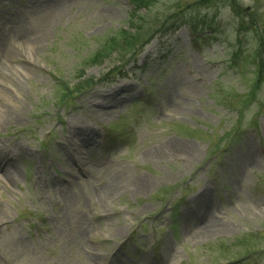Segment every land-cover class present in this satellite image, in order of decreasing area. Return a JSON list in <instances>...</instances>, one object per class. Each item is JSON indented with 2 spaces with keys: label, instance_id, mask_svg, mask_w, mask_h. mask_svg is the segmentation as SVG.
<instances>
[{
  "label": "rangeland",
  "instance_id": "1",
  "mask_svg": "<svg viewBox=\"0 0 264 264\" xmlns=\"http://www.w3.org/2000/svg\"><path fill=\"white\" fill-rule=\"evenodd\" d=\"M180 1L151 14L205 29L91 63L128 0H0V264H264L255 33ZM238 1L262 25L264 0ZM79 75L94 85L57 89Z\"/></svg>",
  "mask_w": 264,
  "mask_h": 264
},
{
  "label": "trees",
  "instance_id": "2",
  "mask_svg": "<svg viewBox=\"0 0 264 264\" xmlns=\"http://www.w3.org/2000/svg\"><path fill=\"white\" fill-rule=\"evenodd\" d=\"M158 0H128L131 5L130 20L127 28H121L116 33L107 37V39L100 45V47L90 56L91 63H101L105 59L110 58L113 54L117 56L119 63H122V58H135L137 54L149 44L157 35H168L176 32L182 25L188 23L193 34L196 27L205 23H197L194 20H186L190 17L184 15L180 7L169 11L161 18H156L151 14L153 6ZM181 2L180 0H178ZM217 0H198L193 3H215ZM227 3L229 8L238 18L237 35H242V32L253 29L255 33L256 46L253 51L254 55V78L258 84L264 78V22L262 25L257 23L258 14L255 11H249L248 8L241 6L238 0H220ZM187 3V2H186ZM189 6V5H188ZM210 28V25H208ZM197 34V33H196ZM121 73V69L118 70ZM80 76V75H79ZM81 75L77 78L76 83L72 87L61 84L57 87L58 90L66 94H73L81 92L85 89L91 88L94 85L93 78H83ZM61 82V81H60ZM58 85V82L57 84ZM60 88V89H59ZM71 92V93H70Z\"/></svg>",
  "mask_w": 264,
  "mask_h": 264
},
{
  "label": "bare ground",
  "instance_id": "3",
  "mask_svg": "<svg viewBox=\"0 0 264 264\" xmlns=\"http://www.w3.org/2000/svg\"><path fill=\"white\" fill-rule=\"evenodd\" d=\"M20 39H21L22 41L26 40V39H27L26 34H22V35L20 36ZM6 57H8V52H7V49L3 46V47L0 48V61H1L2 59L6 58ZM212 226H213V224L209 225L210 228H211Z\"/></svg>",
  "mask_w": 264,
  "mask_h": 264
}]
</instances>
